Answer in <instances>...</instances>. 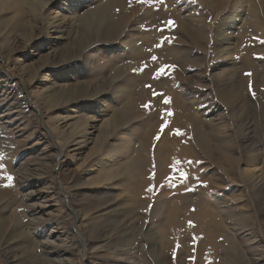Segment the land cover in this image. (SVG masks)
<instances>
[{
	"label": "rangeland",
	"instance_id": "rangeland-1",
	"mask_svg": "<svg viewBox=\"0 0 264 264\" xmlns=\"http://www.w3.org/2000/svg\"><path fill=\"white\" fill-rule=\"evenodd\" d=\"M262 41L264 0H0V264H264Z\"/></svg>",
	"mask_w": 264,
	"mask_h": 264
},
{
	"label": "snow or ice",
	"instance_id": "snow-or-ice-1",
	"mask_svg": "<svg viewBox=\"0 0 264 264\" xmlns=\"http://www.w3.org/2000/svg\"><path fill=\"white\" fill-rule=\"evenodd\" d=\"M139 2L141 3H151V0H139ZM174 21L172 20H169L167 22V25L166 26H174ZM158 31H163V29H157ZM166 39V38H165ZM264 42V41H262ZM162 45L161 44H157L156 47H161ZM152 61L155 62L158 58L156 56H152L151 57ZM175 65H161L159 66L156 71L153 73V79H159L163 76H166L168 75V72L169 70H173L175 69ZM147 68V64L144 65V68L140 69V71H144L145 69ZM134 71H136L134 69ZM246 75H251L250 73H247ZM147 88H149L150 90H152V95L155 97V96H162L163 94L162 93H157L154 89H152V85H146ZM250 89H251V85H249ZM253 95H255V93L253 92L252 93ZM171 102V98L170 97H167V96H164L163 97V103L165 105L169 104ZM142 107L146 108V109H150L151 108V101H149L148 103H145L144 105H142ZM172 115H174V113L170 110V109H167L165 108L162 113H161V119L163 120V123H161L160 125V130L159 132L157 133L155 139L156 140H160L162 135L165 134V129L169 126L170 124V121L167 120V119H164L165 116H168V117H171ZM173 134L175 135H183V133L181 132L180 129H174L173 130ZM4 158V154L3 153H0V160H3ZM179 164V161H176L175 164H171L170 165V168L172 169H177V165ZM4 168V165L3 164H0V169H3ZM153 168H155V165H153ZM178 170V169H177ZM155 171L152 172L151 176H150V179L152 178H155ZM187 178V174L186 173H182L181 174V179H186ZM173 179V177H168V180L171 181ZM6 180H7V184L4 185L5 187H11L13 186V181H14V177L10 174H6ZM169 186H172L171 183L169 184ZM155 185H149V187L146 189V191H153ZM161 187H163V185H161ZM189 224L192 225V222L189 221ZM193 240H195V237H193ZM177 247H179V245H177ZM194 259V257H193Z\"/></svg>",
	"mask_w": 264,
	"mask_h": 264
},
{
	"label": "bare ground",
	"instance_id": "bare-ground-1",
	"mask_svg": "<svg viewBox=\"0 0 264 264\" xmlns=\"http://www.w3.org/2000/svg\"><path fill=\"white\" fill-rule=\"evenodd\" d=\"M74 3V2H73ZM65 11H68L67 13H69L71 16V18H73V17H75L77 14V9H76V6H74V5H72L71 6V8L70 7H68V8H65L64 9ZM93 13H95L96 11L94 10V11H92ZM93 13H92V15H93ZM218 13V12H217ZM63 14H64V12H63ZM91 15V16H92ZM107 21H106V23L108 24L107 26H104V24H103V29H105V30H110V29H112L113 28V25H115V24H117V22H115V21H113V20H111L110 18H107L106 19ZM234 24H235V18L234 19H232L230 22H228L227 24H226V26L228 27V29H233L234 28ZM226 29V28H225ZM221 31V30H220ZM229 37H226V35H225V37H221V38H217L216 39V44L217 45H220L224 40H226V39H228ZM215 48V47H214ZM219 50H216L218 53L216 54L217 55V57H225V55L227 54V52L224 50V48H222V46H221V49L220 48H218ZM21 75V74H20ZM21 77H23L22 75H21ZM187 94H190V92H188ZM37 95H41V93H37ZM173 99L175 100H179L180 101V99L179 98H177V97H173ZM172 105L175 107H178L180 110L181 109H183L182 107H181V105L179 104V103H177L176 101H175V103H172ZM130 107V105L129 104H127V108H129ZM123 114V113H122ZM92 117H90V116H87L86 118H85V120H84V122H83V126L85 125V123L87 122V120H89V119H91ZM109 125V124H108ZM105 138H106V136H105ZM109 148H111V146L109 147ZM112 150H117L116 148H111ZM114 152H116V151H114ZM117 153H118V151H117ZM116 153V154H117ZM256 161V160H255ZM254 161V162H255ZM251 162H252V160H251ZM247 165V164H246ZM248 166V165H247ZM128 168H130V165H128ZM249 169V176H250V181H252V180H254L255 178H257L258 176H260L261 174H262V172H260V168H259V166H257V163L256 164H254V165H252V164H250L249 165V167H248ZM100 179H98L97 181H99ZM84 241H82V243H83ZM85 245V244H84Z\"/></svg>",
	"mask_w": 264,
	"mask_h": 264
}]
</instances>
